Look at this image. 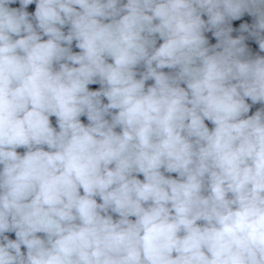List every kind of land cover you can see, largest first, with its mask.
Listing matches in <instances>:
<instances>
[{
  "label": "clouds",
  "instance_id": "1",
  "mask_svg": "<svg viewBox=\"0 0 264 264\" xmlns=\"http://www.w3.org/2000/svg\"><path fill=\"white\" fill-rule=\"evenodd\" d=\"M0 264H264V0H0Z\"/></svg>",
  "mask_w": 264,
  "mask_h": 264
}]
</instances>
